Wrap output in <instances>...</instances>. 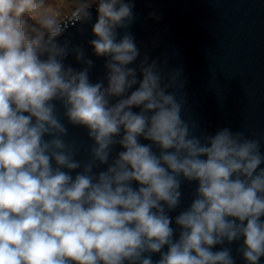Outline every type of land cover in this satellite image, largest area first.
I'll list each match as a JSON object with an SVG mask.
<instances>
[{"label": "clouds", "instance_id": "9594fccd", "mask_svg": "<svg viewBox=\"0 0 264 264\" xmlns=\"http://www.w3.org/2000/svg\"><path fill=\"white\" fill-rule=\"evenodd\" d=\"M43 4L0 0V264H153L151 253L161 254L156 264H234L230 248L212 249L241 239L237 251L259 264L260 140L229 128L194 135L197 125L181 117L182 101L166 91L177 86L179 69L166 73L145 56L138 80L129 67L139 56L134 37L117 40V29L134 20L131 0H77L63 17ZM93 5L96 38L88 43L108 57L107 86L90 83L93 61L81 46L56 39L90 20ZM70 52L87 67L66 66ZM56 101L69 124L87 129V161L75 159L80 149L65 139ZM116 145L123 150L110 160ZM100 165L106 170L95 172ZM183 180L197 187L174 218L181 229L174 239L167 213L181 204Z\"/></svg>", "mask_w": 264, "mask_h": 264}, {"label": "water", "instance_id": "95a60500", "mask_svg": "<svg viewBox=\"0 0 264 264\" xmlns=\"http://www.w3.org/2000/svg\"><path fill=\"white\" fill-rule=\"evenodd\" d=\"M128 2V0H125ZM134 20L125 29H117V40L125 33L134 37L139 56L129 65L137 69L138 80L142 79L139 64L145 56L148 63L156 60L165 72L179 69L177 86L168 88L182 101L181 117L186 122L195 123L193 134L212 136L223 128L233 132L241 131L246 138L260 140V151L264 154V0H131ZM91 19L75 26L57 37V42H69L70 47L81 46L85 59L93 61L89 69L90 83L104 81L108 57H98L88 43L96 37L92 25L98 13L93 5ZM46 55L41 59H46ZM166 61V64H165ZM66 66L81 71L86 64L76 59L70 52L63 60ZM167 81V77H166ZM182 83V87L179 86ZM138 87L134 85L127 94ZM119 98H112L114 103ZM57 115L68 127L67 141H75L79 146L76 160L87 161L88 147L92 143L83 126H73L63 116L64 109L56 101ZM139 112L140 107H133ZM27 115V113H25ZM50 137H45L49 139ZM143 144L149 140L140 138ZM123 150L114 146L110 160ZM153 151L159 149L153 145ZM100 165L95 172L106 170ZM264 168V163L260 165ZM65 171H68L65 169ZM82 171L72 170L71 175ZM133 187H138L133 182ZM197 182L182 181L181 204L167 214L173 218L171 227L175 229L174 239L179 238L181 229L175 224V217L186 209L194 198ZM264 220V217H261ZM241 241L225 242L212 249L230 248L234 264H247L237 251ZM162 251H167L165 246ZM145 255H149L146 253ZM153 264L160 259V253L150 254ZM127 264V262H126ZM259 264H264L261 257Z\"/></svg>", "mask_w": 264, "mask_h": 264}, {"label": "rangeland", "instance_id": "374dc122", "mask_svg": "<svg viewBox=\"0 0 264 264\" xmlns=\"http://www.w3.org/2000/svg\"><path fill=\"white\" fill-rule=\"evenodd\" d=\"M76 3L77 0H44L43 10L58 12L63 17L72 11ZM33 23L34 21L29 20V24Z\"/></svg>", "mask_w": 264, "mask_h": 264}]
</instances>
